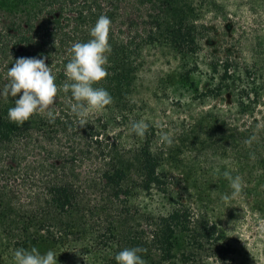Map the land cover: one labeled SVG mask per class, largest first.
Masks as SVG:
<instances>
[{
    "label": "trees",
    "instance_id": "1",
    "mask_svg": "<svg viewBox=\"0 0 264 264\" xmlns=\"http://www.w3.org/2000/svg\"><path fill=\"white\" fill-rule=\"evenodd\" d=\"M102 14L111 53L96 86L112 104L77 116L60 87L54 122L45 112L20 125L7 117L15 98L0 97V264L33 246L57 264H117L137 246L146 264H247L228 229L264 222V56L253 36L219 47L195 0H0V89L17 58L40 54L55 83L68 82L69 49ZM151 51L166 67L147 77ZM141 119L143 136L131 129ZM224 171L242 178L239 194Z\"/></svg>",
    "mask_w": 264,
    "mask_h": 264
},
{
    "label": "clouds",
    "instance_id": "2",
    "mask_svg": "<svg viewBox=\"0 0 264 264\" xmlns=\"http://www.w3.org/2000/svg\"><path fill=\"white\" fill-rule=\"evenodd\" d=\"M112 21L106 15H100L95 24L89 29L90 39L87 42L72 43L69 51L71 59L64 66L67 81L62 85L55 83L56 77L52 67L46 64V57H19L7 69V83L0 89V97H14V106L10 107L7 117L11 122L22 125L34 114L45 113L50 122H54L55 114L52 110L56 102L60 87L71 92L74 103L70 108L77 116H84L89 109H104L112 104L113 97L104 87L96 86L109 75L108 64L111 53L109 32ZM143 120L131 123V129L139 136H143L148 129ZM161 140L168 144L172 140L168 133L161 134ZM249 141H246L248 143ZM223 176L228 179L231 195L239 194L242 188V178L232 176L224 171ZM229 199L228 195L223 197ZM141 247L124 248L114 259L117 264H146L141 253ZM57 254L49 249L41 252L37 247L16 248L13 252L15 264H57Z\"/></svg>",
    "mask_w": 264,
    "mask_h": 264
},
{
    "label": "rangeland",
    "instance_id": "3",
    "mask_svg": "<svg viewBox=\"0 0 264 264\" xmlns=\"http://www.w3.org/2000/svg\"><path fill=\"white\" fill-rule=\"evenodd\" d=\"M195 5L208 25L218 31L219 47L235 51L241 36L249 34L254 38L252 46L261 43L264 56V0H195ZM146 59L151 66L147 77L160 75L166 67V60L158 52L151 51ZM199 81L202 82V78ZM164 94L166 97L169 95L167 89H164ZM228 233L234 239L238 252L248 255L247 264H264V222L246 217L237 226L230 227ZM238 263L241 264L240 261Z\"/></svg>",
    "mask_w": 264,
    "mask_h": 264
}]
</instances>
